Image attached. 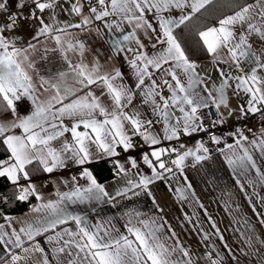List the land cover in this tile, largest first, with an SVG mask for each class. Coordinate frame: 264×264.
<instances>
[{
    "label": "snow or ice",
    "instance_id": "obj_1",
    "mask_svg": "<svg viewBox=\"0 0 264 264\" xmlns=\"http://www.w3.org/2000/svg\"><path fill=\"white\" fill-rule=\"evenodd\" d=\"M212 2L16 0L17 11L8 16L6 23L0 24V114L12 117L6 122L0 121V153L4 154V158H0V181L7 182V191L0 192V204L9 199L27 202L30 197L44 201L34 180L44 174L54 184L71 187L63 192L57 187L55 200L33 206L32 211L39 215L24 221L19 231L10 223L13 218L3 215L11 229L7 231L5 224H0V250L8 257L0 255L3 264H52L53 261L55 264H198L167 221L157 223L156 219H139L141 213L137 212V222L133 223L132 214L128 213L127 234H123L111 220L93 224L85 216L69 211V205L102 203L105 198L111 202L116 197L127 198L129 192L135 196L142 193L151 196L149 186L156 181L180 177L186 186L175 189L178 199H195L193 185L185 175L186 162L191 158V166L195 167L210 159L206 142L196 141L194 148L182 152L176 147L155 146L160 145L162 139L179 140L181 136L191 137L199 132L207 133V143L218 145L222 138L216 134L217 126L223 125L228 117L246 120L257 114L264 116V76L258 74L264 70V58L256 54L250 42L253 37L264 42V0L237 5L232 14L198 32L202 48L212 57L213 66H220L217 68L219 86L213 82L209 88L206 81L211 77L198 72L200 65L190 58L176 30L186 26ZM8 3L9 0H0V14L8 11ZM57 9L80 17V22L58 26ZM46 12L49 13L47 17ZM94 21H103L110 31L114 29L120 33L125 32V25L131 27L112 43L117 55L131 54L125 55L131 70L130 83L124 82L120 68L101 72L99 64L89 67L83 62L73 64L69 59L67 53L77 48L82 56L85 45L80 41H65L64 36L71 35L68 29H84ZM29 24L32 34L30 39H25L22 32ZM96 31L102 35L99 29ZM8 33L12 34L11 38ZM40 37L51 39L55 45L52 49L45 47L41 60L48 59L49 51L59 52L67 65L64 70L50 76L41 74L32 55L39 51L32 40L38 41ZM245 64L250 67L246 68ZM229 89L231 95L242 101L236 108L230 105ZM37 93L46 95V99L41 100ZM25 106L27 111L21 113L20 109ZM205 109L208 111L204 112ZM198 111L201 115H197ZM161 123L162 138L153 131L156 124ZM230 135L236 137L235 146L242 150V154H237L233 144L226 145L232 154L225 159L234 174L243 176L250 185H264V171L257 166L249 148L242 144L248 136L241 128ZM261 135L264 136V128ZM54 142H59L58 146ZM251 144L264 157V138L258 143L253 139ZM145 146L149 151L139 155L151 175H140L138 182L129 179V186L118 189L114 196L109 195L86 166L107 160L115 175L127 177L129 169L120 157L123 154L131 168L138 169L137 158L130 153ZM180 148L185 145L181 144ZM173 155L174 158L164 159ZM73 167L80 171L70 180L59 176L52 178L53 173ZM253 169L258 180L248 178ZM80 180L86 181V185H81ZM236 183L243 192L244 184L239 178ZM261 202L264 203V197ZM257 215L259 224L264 226V215ZM184 219L192 222L187 214ZM208 219L211 221L210 216ZM69 222L75 229L64 227L55 231ZM165 225L170 238H175L174 246H168L161 239ZM211 228L215 231L205 232V241L212 235L225 241L214 221ZM53 231L54 235L46 236V243L51 245L50 259L36 238ZM253 239L254 236L248 237L250 246ZM223 246L235 260L229 245L225 242ZM15 249H20V253ZM176 254L180 258L173 260ZM207 264H224V257L216 252L213 258V253L209 252Z\"/></svg>",
    "mask_w": 264,
    "mask_h": 264
},
{
    "label": "crops",
    "instance_id": "obj_2",
    "mask_svg": "<svg viewBox=\"0 0 264 264\" xmlns=\"http://www.w3.org/2000/svg\"><path fill=\"white\" fill-rule=\"evenodd\" d=\"M252 2L253 1L249 3ZM15 4L16 0H9L8 11L0 15L5 16L17 11ZM65 7H68V5L65 4ZM84 13L87 14V9L84 10ZM48 15L49 13L46 12L45 16L47 17ZM56 15L57 23L60 27H63L65 23L75 24L80 22V17L67 15L59 9H57ZM97 29L100 30L102 35L97 34ZM130 30L131 27L125 25L124 33L117 32L114 29L110 31L105 27L103 21H94L84 29L69 28L68 32L71 35L64 36L65 41L70 40L73 41V43H75V41L83 42L85 48L82 56L78 48L75 51H69L67 55L73 64L83 62L89 67L94 64H99L101 72H111L114 68H120L124 73V82L130 83L131 70L125 61V55L130 56L131 54L120 53L117 55L112 50L113 40L120 38ZM23 33L30 39L32 26L30 24L26 25ZM8 36L11 38L12 34L8 33ZM250 42L256 54L264 58V42H261L256 37H253ZM32 43H34L39 50L32 55L42 75L50 76L67 67L59 52L49 51L46 54L48 59L41 60L45 47L52 49L55 46L51 39L40 37L38 41L32 40ZM148 50L149 52L152 51L150 48ZM194 61L200 65L198 72L202 76L211 77L210 80L206 81V86L211 88L213 82L219 86L217 68L220 66H213L212 57L209 55L206 59ZM244 66L246 68L250 67V65L247 64ZM223 67L227 70V65ZM258 74L264 76V70H260ZM200 87H204V85ZM228 91L230 105L236 108L242 101L236 96L231 95V89ZM37 95L40 94L37 93ZM40 99H46V95H40ZM20 111L21 113L26 112L27 107H22ZM177 115H179L178 112ZM11 118L10 114L2 115L0 116V121L6 122ZM236 121L237 119L235 117H228L226 122L220 125L218 135L222 138L221 143L217 145V151L215 153L208 154L210 159L197 163L195 167L191 166L193 163L191 158L186 162L188 167L185 168V175H187L188 180L193 185L195 199L190 198L188 201H180L178 199V194L175 189L178 186H186L185 181L180 177L168 181H156L149 186V191L152 193L151 196L146 193L135 196L132 192H129L127 198L116 197V199L111 202H108L107 198H105V201L102 203L90 202L69 205V211L74 214L85 216L93 224L111 220L112 224L123 234H127L125 225L130 218L128 213L132 214L131 218L133 223H136L135 213L139 212L141 213L139 219L149 221L151 219H156L157 223H164V221H167L168 224L171 225L172 230L175 231L176 237L181 244L192 253L194 259L198 260V264H207V253L209 252L213 253V258H216V252H219L220 256L224 257V264H264V244L261 243V241H264V226L259 224L260 217L257 215V213L264 215V203L261 202V197H264V185L260 183L254 185L248 184L247 179L243 176L234 174L233 169L228 165L225 159L226 156L232 154V150L228 149L226 145L233 144L235 146L236 137L230 135V133L235 132L232 126ZM262 128H264V126L258 128L254 134L246 135L248 136V140L242 141V144L249 148L250 153L257 162V166L264 171V157L261 156L260 150L251 144L253 139H256L258 143L261 138H264V136L261 135ZM18 131L19 130H17V132ZM153 131L159 133L162 138L163 124H156ZM200 136L201 132L193 134L191 137L181 136L179 140L167 141L162 139L161 144L155 147H176L182 152L186 150V148H194L196 141H200ZM137 142H140L139 138H137ZM54 143L57 146L59 144V142ZM181 144H184L185 148H180ZM221 149H223V152L220 151ZM235 150L237 154H242V150L239 146H235ZM148 151L149 148L145 146L143 149H138L130 153L131 156L137 158V163L139 165L138 169H132L122 154L120 159L122 163H125V167L129 169L128 176L114 175L113 178L104 182L97 180L98 183L104 185L105 190L110 196H114L118 189L129 186L127 184L129 179L138 182L140 175H151L150 169H148L147 165L143 164L139 155L141 152ZM0 158H4L3 153H0ZM171 158H174V155L172 157H164L165 160ZM86 166L89 167V165ZM79 171V168L73 167L70 170H62L53 173L52 178L59 176L61 179L70 180V177L72 175H78ZM237 178L244 184L243 192L236 183ZM248 178L258 180L254 169L249 172ZM34 180L37 183L38 190L44 197V201H37L35 197H30L31 203L26 209L21 212L6 214L13 218L10 223L17 231H19L21 227H24V221H31L39 215L32 211L33 206L39 205L42 202H47L48 200H55L57 187L62 192L70 190L71 187V185L65 187L63 183H52L47 174H44L43 177H34ZM2 183L7 185L6 181H2ZM79 183L81 185H86V181L84 180H80ZM133 191H139V189H134ZM249 199L251 203H249ZM153 200H155V204ZM201 204L203 207L199 206ZM3 205L4 204H2V209ZM253 208L255 211H253ZM185 214L192 217L191 223L184 219ZM208 216L211 217V221H209ZM212 221H214L221 230V233L225 237V241H220L214 235L210 236V239L207 241L204 240L203 234L205 232L212 233L215 231L211 228ZM0 224H5V230L11 231V229L8 228L9 222L5 221L3 217L0 219ZM64 227L75 229V225L69 222L67 225L58 226L55 231H60ZM47 235H54V231L46 233L44 236L37 237L36 239L40 242L41 246L46 249V253L51 259V245L46 243ZM160 235L162 241L168 246L175 245V238H170L171 234L168 231L167 225L162 229ZM249 236L255 237V239L251 241V246L248 243ZM225 242L232 249V253L236 257L235 260L231 258L224 248L223 245ZM213 245L215 246V251L213 250ZM26 246H28L27 243ZM0 249H2V246H0ZM14 251L20 253V249H15ZM0 255L8 258L7 254L2 250H0ZM35 257L38 258L39 254H35ZM179 258V254L172 257L173 260ZM0 264H3V262L0 261ZM52 264H55V261H53Z\"/></svg>",
    "mask_w": 264,
    "mask_h": 264
},
{
    "label": "trees",
    "instance_id": "obj_3",
    "mask_svg": "<svg viewBox=\"0 0 264 264\" xmlns=\"http://www.w3.org/2000/svg\"><path fill=\"white\" fill-rule=\"evenodd\" d=\"M253 0H213L210 5H207L205 9H202L200 13H197L192 20L187 22L186 26H182L181 29H177L176 32L185 47L186 52L192 60H202L209 57V54L202 48V42L199 40L198 32L215 24L219 18H223L226 15L231 14L236 10L237 5H243ZM6 114H0V116ZM93 171L96 179L100 182L107 181L114 177L112 165L109 161H100L89 165ZM41 175L39 177H43ZM7 185H4L0 181V192H6ZM31 200L27 202H17L9 199L7 203L3 205V209L0 212V219L4 214L21 212L28 207Z\"/></svg>",
    "mask_w": 264,
    "mask_h": 264
},
{
    "label": "built area",
    "instance_id": "obj_4",
    "mask_svg": "<svg viewBox=\"0 0 264 264\" xmlns=\"http://www.w3.org/2000/svg\"><path fill=\"white\" fill-rule=\"evenodd\" d=\"M9 15L11 14H8L5 16L0 15V24L6 23ZM22 35L25 37V39H28L27 36L23 32H22ZM203 111L207 112L208 110L205 109ZM197 115H201V112L198 111ZM207 123L208 121L206 119L205 124ZM263 126H264V116L257 114L255 116H251L249 119H246V120H237L236 123L232 126V129L236 131L237 128H241L243 129L245 135H250V134H254L258 128L263 127ZM219 130H220V125L217 126L216 134H219ZM200 141L206 142L205 146L210 149L209 154H213L217 151V145L207 143L208 141L207 133L201 132ZM21 182H24V181H21ZM1 211H2V204H0V212Z\"/></svg>",
    "mask_w": 264,
    "mask_h": 264
}]
</instances>
